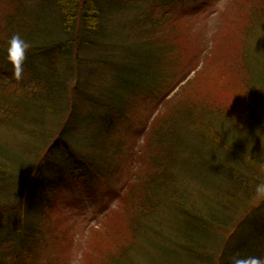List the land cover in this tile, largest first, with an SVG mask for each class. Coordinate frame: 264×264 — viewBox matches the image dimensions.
I'll return each instance as SVG.
<instances>
[{
  "label": "trees",
  "instance_id": "16d2710c",
  "mask_svg": "<svg viewBox=\"0 0 264 264\" xmlns=\"http://www.w3.org/2000/svg\"><path fill=\"white\" fill-rule=\"evenodd\" d=\"M0 1L6 4L0 25V125L20 132L23 137L22 141L11 146L0 142V264H21L24 253L33 252L44 240L42 233L46 223L40 221L45 215L49 217L53 210L57 211L58 194L64 188V181L73 176V172L67 174L53 168L54 181L35 177L41 166L39 163L54 161L60 152L74 145L68 133L61 129L62 125L48 134V127L44 124L45 119L62 116L63 112L64 122L73 117V99L67 94L70 76L74 79L69 85L70 90L83 83L90 85L88 79L80 77L79 68L72 73L73 51L79 35L87 36L79 44L95 46L102 52V55L86 59L88 62L107 66L108 61H113L108 66L120 72L115 73L112 82L121 83L127 75L134 77L130 82L133 86L140 59L138 52L129 49L127 44L145 42L155 46V42L140 40L149 33L148 29L141 31L148 13L145 15L140 10L149 0H134L131 5H126L124 0H113L105 7L99 0ZM160 1L164 5L154 4L153 13L161 9L162 21L178 17L177 0ZM202 1L193 3V0H187L179 7L183 12L198 10ZM123 9L143 13H137L142 22L125 20V16L120 19ZM115 21L124 24L119 28ZM133 30L135 36L130 34ZM14 34L21 35L31 45L19 81L13 78L12 67L6 58L7 42ZM89 36L97 38L91 40ZM162 46L158 41L161 54L156 67L161 66L172 51L169 46ZM111 52H118L114 58L119 60L114 59ZM249 64L258 73V67L264 65V49L259 51L257 58L252 54ZM262 78L254 90L250 91L246 84L251 96L246 100L244 96L245 109L236 120L227 111H213L196 104L182 105L179 110H174V116H166L169 121L158 133V150L155 142L156 151L149 158L151 169L147 168L150 171L145 172L139 198L131 202L128 194L129 200L127 198L123 203V208L133 214V233L125 237L121 235L106 264H231L233 256H259L264 248V198L255 205L252 201L256 197V186L264 183V151H261L259 140H251L248 135L247 141L241 131L249 121V114L254 116L250 121L258 122V118H264V76ZM175 83L173 88L179 84ZM135 88L138 86L131 90ZM106 90L112 103H120L115 111L121 118L127 112L126 103L122 104L125 100L122 92L116 93L115 87L110 85ZM103 94L105 91L101 90L91 100H101ZM66 102L69 103L67 108ZM64 105L66 109L63 111ZM106 114L99 115L101 127L97 137L112 142L113 122L106 119ZM187 137L196 139L195 143L200 147L206 144V150L189 144L184 140ZM28 152L33 158L32 163L26 162ZM69 157L78 161L74 163L77 164L75 168L82 172L87 161L73 153ZM102 171L116 173L115 167L110 165L94 170L92 177L101 178L104 176ZM5 177L13 182V189L5 188L12 185L9 181L5 183ZM196 177H203V181L196 180ZM33 179L36 183H32ZM187 182L205 187V194L203 192L198 200L190 199ZM134 185L130 186L132 192ZM40 205L43 218H39L37 228L39 223H31L29 217ZM150 216L154 217V227L160 231L150 233L151 238L149 233L137 230ZM111 232L120 233L114 227L105 236ZM56 237L55 233H50L54 247L62 242ZM91 249L93 252L95 247ZM213 258L217 262H212Z\"/></svg>",
  "mask_w": 264,
  "mask_h": 264
},
{
  "label": "rangeland",
  "instance_id": "374dc122",
  "mask_svg": "<svg viewBox=\"0 0 264 264\" xmlns=\"http://www.w3.org/2000/svg\"><path fill=\"white\" fill-rule=\"evenodd\" d=\"M133 1L124 0L126 5H131ZM177 1L178 17L171 21L161 20L163 11L160 8L159 12H152L154 4L164 5L160 0L146 1L140 7L145 15L148 13L141 31H149L146 38L140 40L150 39L155 42V46L145 42L127 44L129 49L138 52L140 59L136 66L139 68L135 83L138 88L133 90L131 89L135 86L130 82L134 77L126 75L123 82H112L118 72L108 66L113 61H108L107 66L88 62L86 59L102 55V52L97 51L95 46L85 47L79 44V41L87 39V36L80 34V38L76 40L72 73L79 68L80 77L88 79L90 85L83 83L77 89L70 90L69 85L74 82L73 76H70L67 81V94L73 99V117L64 122L63 112L62 116L45 119L44 124L48 127V134L62 125L61 129L68 133L69 140H73L74 145L71 149L60 152L54 161L39 163L41 166L35 177L39 180L43 178L54 181L56 175L53 168L59 172L64 170L67 174L73 172V176L70 175L64 181V188L58 194L55 208L57 211L53 210L49 217L45 215L43 218L42 205L32 210L30 222L39 223L37 228L40 222H45L47 229L42 233L44 240L42 239L33 252L24 253L21 264H106L108 255L116 250L115 243L121 235L125 237L133 233V214L123 208V203L127 198L129 200L128 194L131 196V202L139 198L145 172L150 171L147 168L151 169L149 158L156 151L155 142L158 150V133L169 121L166 116H171L174 110H179L182 105L196 104L207 106V109L213 111L222 109L236 120L245 109L243 100L244 96L246 100L250 95L248 89L251 91L259 87V78L264 76V65L261 67L255 64L256 67L259 66L257 73L250 67L249 57L255 54L257 58L259 51L264 49V0H193V3L202 1V7L198 10L190 9L188 12H183L179 7L187 0ZM99 2L104 3L105 7L114 1L106 0V4L105 0ZM5 9V2L0 1V25L5 16ZM137 13L124 10L120 19L125 16V20L141 23L140 15L143 13ZM49 24L51 26V22ZM122 24L124 23L119 21L115 25L120 28ZM121 32H124V29H121ZM130 34L135 36L136 32L133 30ZM89 38L95 40L97 37ZM158 41L166 47L169 46L172 51L167 54L161 66L156 67L161 54L157 47ZM112 54L114 58L118 52ZM157 73L159 75L155 78ZM148 77L154 80L150 82ZM175 81L179 84L173 88ZM109 85L115 87L116 93L122 92L125 99L122 104L126 103L124 107L127 112L121 118L115 111L121 106L120 103H112L110 94L107 96L106 87ZM101 90L105 91L101 100H91ZM67 104L69 103L66 102V108ZM65 105L63 111L66 109ZM101 113H107L106 119L113 122L112 142L109 139L105 142L104 139L98 140ZM250 119H254L251 114L241 132L247 141L248 135L251 140H259L261 151H264V118H258V122ZM20 134L12 128L0 125V142L4 145L11 146L22 141ZM184 140L198 149L203 147L202 150H206V144L205 147H200L192 137ZM72 153L87 161L82 168L83 175L75 168L77 164L74 163L78 161L74 162V159L69 157ZM32 160L28 152L26 162L32 163ZM110 165L115 167L114 175L102 171L104 176L101 178L92 177L94 170H101ZM202 178L196 177V180ZM8 181L11 182L5 177V183ZM34 181L33 179L32 183H36ZM11 183L12 185L5 188L13 189L14 184ZM132 183L135 184V193L130 191ZM187 185L190 199L198 200L203 192L205 194V187L193 186L191 182H187ZM255 196L252 205L257 204L258 200L263 201L264 198V194L257 191ZM39 218H43L42 221L39 222ZM159 222L163 225V222ZM154 223V217L150 216L137 230L149 233L150 237L154 230L155 233L160 232L154 227ZM50 227L52 230L49 231ZM114 227L119 229L120 233L111 232L105 236ZM50 233H55L59 240H62L56 247L52 246ZM92 246L95 247L93 252ZM258 257L264 258V248ZM211 261L217 262L216 258Z\"/></svg>",
  "mask_w": 264,
  "mask_h": 264
},
{
  "label": "clouds",
  "instance_id": "9594fccd",
  "mask_svg": "<svg viewBox=\"0 0 264 264\" xmlns=\"http://www.w3.org/2000/svg\"><path fill=\"white\" fill-rule=\"evenodd\" d=\"M30 47L29 42L19 34L12 35L7 42L6 58L12 67L13 78L17 81L22 79L24 64ZM256 191L257 193H264V183L258 184ZM231 264H264V258L233 256L231 257Z\"/></svg>",
  "mask_w": 264,
  "mask_h": 264
}]
</instances>
